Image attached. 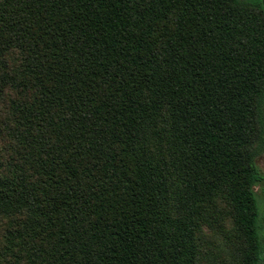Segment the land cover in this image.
I'll list each match as a JSON object with an SVG mask.
<instances>
[{"label": "trees", "instance_id": "1", "mask_svg": "<svg viewBox=\"0 0 264 264\" xmlns=\"http://www.w3.org/2000/svg\"><path fill=\"white\" fill-rule=\"evenodd\" d=\"M262 0H0V264H264Z\"/></svg>", "mask_w": 264, "mask_h": 264}, {"label": "rangeland", "instance_id": "2", "mask_svg": "<svg viewBox=\"0 0 264 264\" xmlns=\"http://www.w3.org/2000/svg\"><path fill=\"white\" fill-rule=\"evenodd\" d=\"M255 162L262 175H264V154L258 156ZM254 191L257 195V203L260 212L258 233L264 250V180L254 187Z\"/></svg>", "mask_w": 264, "mask_h": 264}, {"label": "water", "instance_id": "3", "mask_svg": "<svg viewBox=\"0 0 264 264\" xmlns=\"http://www.w3.org/2000/svg\"><path fill=\"white\" fill-rule=\"evenodd\" d=\"M263 6H264V0H262Z\"/></svg>", "mask_w": 264, "mask_h": 264}]
</instances>
